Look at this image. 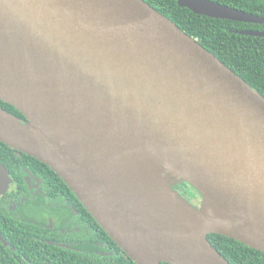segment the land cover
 Listing matches in <instances>:
<instances>
[{
    "label": "water",
    "instance_id": "1",
    "mask_svg": "<svg viewBox=\"0 0 264 264\" xmlns=\"http://www.w3.org/2000/svg\"><path fill=\"white\" fill-rule=\"evenodd\" d=\"M178 4L264 23L211 0ZM0 100L27 119L0 106V141L54 170L135 263L231 264L212 233L264 253V95L145 0H0ZM140 160L207 217L201 229L173 214ZM11 181L0 167V190Z\"/></svg>",
    "mask_w": 264,
    "mask_h": 264
},
{
    "label": "trees",
    "instance_id": "2",
    "mask_svg": "<svg viewBox=\"0 0 264 264\" xmlns=\"http://www.w3.org/2000/svg\"><path fill=\"white\" fill-rule=\"evenodd\" d=\"M145 1L174 21L186 33L200 41L206 49L264 95V37L242 33V31H264V23H246L198 15L189 8L180 6L178 0ZM211 1L264 18V0ZM0 106L21 121H27L26 117L13 105L0 100ZM1 164L11 172H16L19 167L42 172V175L52 183L53 187L64 191L65 195L72 199L80 218L88 221L89 249L82 252L75 251L73 256H59L58 260L64 262L63 264H137L108 235L70 187L48 165L0 141ZM170 184L173 190L193 208L199 207V199L204 202L197 191L187 182L171 176ZM15 229L23 231L24 236L35 234L29 226L15 227ZM0 233L14 245L19 246L23 253L36 259L39 248L35 242L25 240L20 244L14 241L13 237L20 236L14 229H2ZM73 234L77 236L84 233L80 231ZM208 239L231 264H264L262 251L236 239L215 233L209 234ZM55 250L46 248L44 252ZM56 251H61V249ZM1 254L0 251V264H18L9 251H5L3 256ZM59 264L61 263L59 262ZM162 264L170 263L163 262Z\"/></svg>",
    "mask_w": 264,
    "mask_h": 264
},
{
    "label": "flooded vegetation",
    "instance_id": "3",
    "mask_svg": "<svg viewBox=\"0 0 264 264\" xmlns=\"http://www.w3.org/2000/svg\"><path fill=\"white\" fill-rule=\"evenodd\" d=\"M0 167L7 169L2 164ZM7 171L12 181L0 190V230L14 229L20 234L12 238L14 241L20 244L25 240L33 241L39 250L36 259L30 258L0 233L1 256L9 251L18 264H63L59 256H73L75 251L89 249L88 221L80 218L72 199L64 191L53 187L40 171L26 167H19L16 172ZM27 226L34 235L24 236L23 231L15 229ZM80 231L84 234H73ZM46 248L61 251L44 252Z\"/></svg>",
    "mask_w": 264,
    "mask_h": 264
},
{
    "label": "bare ground",
    "instance_id": "4",
    "mask_svg": "<svg viewBox=\"0 0 264 264\" xmlns=\"http://www.w3.org/2000/svg\"><path fill=\"white\" fill-rule=\"evenodd\" d=\"M146 180L149 185L156 191L162 198L170 203V209L173 214L181 221V223L191 231H197L208 221L207 217L202 213L192 214L183 206L178 205L169 194L167 187L162 179L160 173L161 165L155 161H142L140 160Z\"/></svg>",
    "mask_w": 264,
    "mask_h": 264
},
{
    "label": "rangeland",
    "instance_id": "5",
    "mask_svg": "<svg viewBox=\"0 0 264 264\" xmlns=\"http://www.w3.org/2000/svg\"><path fill=\"white\" fill-rule=\"evenodd\" d=\"M199 200H200V201L198 202V205H199L198 209L206 210V207H207L206 203L203 202L201 199H199Z\"/></svg>",
    "mask_w": 264,
    "mask_h": 264
}]
</instances>
